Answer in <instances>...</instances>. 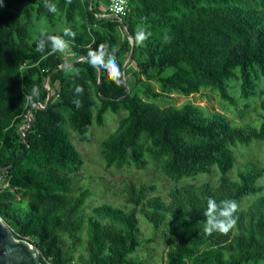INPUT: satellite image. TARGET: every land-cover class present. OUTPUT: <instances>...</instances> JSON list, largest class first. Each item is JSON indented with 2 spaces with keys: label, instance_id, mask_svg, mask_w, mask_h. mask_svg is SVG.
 Listing matches in <instances>:
<instances>
[{
  "label": "trees",
  "instance_id": "1",
  "mask_svg": "<svg viewBox=\"0 0 264 264\" xmlns=\"http://www.w3.org/2000/svg\"><path fill=\"white\" fill-rule=\"evenodd\" d=\"M118 17L108 0H3L0 7V217L15 238L40 252L41 264H149L136 249L138 215L163 235L164 264H264V167L247 162L237 179L228 172L233 147L264 143V102L259 127L233 125L219 111L193 102L160 105L172 93L203 89L231 99L227 82L240 81V95L264 94V0H127ZM41 20L61 25L36 31ZM68 47L43 52L41 32L63 36ZM148 38L139 43L136 33ZM105 46L122 73L120 83L93 66L89 53ZM133 47L132 55L129 56ZM39 94L32 95L33 87ZM83 89L77 93L76 89ZM31 97V99H30ZM80 101V106L74 104ZM124 114L98 145L107 168L152 164L169 179L219 170L217 185L185 184L156 194L153 183H129V209L108 203L84 209L89 190L78 182L83 158L68 128L90 142V128L106 112ZM143 140V141H142ZM260 195L247 206V195ZM238 203L228 233H205L207 201Z\"/></svg>",
  "mask_w": 264,
  "mask_h": 264
},
{
  "label": "rangeland",
  "instance_id": "2",
  "mask_svg": "<svg viewBox=\"0 0 264 264\" xmlns=\"http://www.w3.org/2000/svg\"><path fill=\"white\" fill-rule=\"evenodd\" d=\"M61 25L50 23L45 20L38 22L36 31H57ZM257 87L264 86V77L256 81ZM227 91L231 99H222L217 91L203 89L199 93L185 96L183 94L172 93L171 98L159 101L160 105L175 104L180 105L185 102H193L204 108L207 113L219 111L225 114L233 125H252L259 127L263 109L261 102H264V94L259 93L248 98L240 95V81L231 78L227 82ZM124 114L121 109L119 113L106 112L104 124L98 126L96 123L90 128L92 140L90 142L80 141L77 133L68 128L71 140L81 157L83 166L78 172V182L83 188L89 190V196L85 202L84 209L89 210L91 206L108 203L115 207L129 209L132 205L126 201V187L129 183L139 184L153 183L156 185V194L163 199H168V191L176 186L185 184H201L204 182L217 185L219 170L214 166L210 172H202L194 176H182L179 179H169L157 167L152 164L146 152L147 164L142 169L134 166H122L120 168H107L98 153L99 142L112 131L115 130L118 119ZM143 141V140H142ZM235 162L228 175L232 179H237V172L245 163L255 162L264 167V143L259 139H252L247 144L238 143L233 148ZM264 185V176L259 180ZM260 193H253L244 197L242 206H247L254 201ZM140 238H154L150 243H142L136 253L145 258L149 264H164L163 251L165 243L163 235L154 230L152 225L141 215H138Z\"/></svg>",
  "mask_w": 264,
  "mask_h": 264
},
{
  "label": "clouds",
  "instance_id": "3",
  "mask_svg": "<svg viewBox=\"0 0 264 264\" xmlns=\"http://www.w3.org/2000/svg\"><path fill=\"white\" fill-rule=\"evenodd\" d=\"M3 6V0H0V7ZM44 6L48 8L49 12H54L55 5L45 0ZM75 33L69 28L63 29V36L47 37L44 32H41L40 38L37 40V51L43 52L45 50L46 42L51 41L54 51H64L68 47V41L64 37H74ZM148 38V34L144 29H139L136 33V41L143 43ZM90 62L93 66H99L105 69L109 76L116 83H120L122 73L115 60V57L108 54L105 46L101 45V51L89 53ZM77 93L83 91L82 88L77 87ZM39 94L38 88L35 86L32 89V95ZM31 99V97H30ZM74 104L79 107L80 101L74 100ZM238 211V203L234 199H225L217 203L216 200L209 198L207 201V210L205 212L206 225L204 231L206 234L211 235L213 232L228 233L235 224L236 217L234 213Z\"/></svg>",
  "mask_w": 264,
  "mask_h": 264
},
{
  "label": "water",
  "instance_id": "4",
  "mask_svg": "<svg viewBox=\"0 0 264 264\" xmlns=\"http://www.w3.org/2000/svg\"><path fill=\"white\" fill-rule=\"evenodd\" d=\"M133 47L130 50L131 57ZM0 264H41L40 252L25 239L15 238L0 217Z\"/></svg>",
  "mask_w": 264,
  "mask_h": 264
},
{
  "label": "built area",
  "instance_id": "5",
  "mask_svg": "<svg viewBox=\"0 0 264 264\" xmlns=\"http://www.w3.org/2000/svg\"><path fill=\"white\" fill-rule=\"evenodd\" d=\"M108 2H109L108 9L115 16L118 17L124 16L129 9L127 0H108ZM67 264H82V263L79 262L78 260L73 259Z\"/></svg>",
  "mask_w": 264,
  "mask_h": 264
}]
</instances>
